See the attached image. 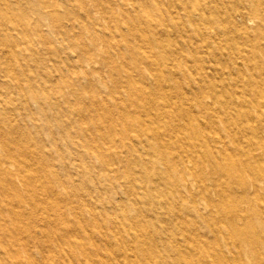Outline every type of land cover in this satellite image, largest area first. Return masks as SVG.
<instances>
[{"label":"bare ground","instance_id":"1","mask_svg":"<svg viewBox=\"0 0 264 264\" xmlns=\"http://www.w3.org/2000/svg\"><path fill=\"white\" fill-rule=\"evenodd\" d=\"M105 1L108 0H82V7L86 12L92 8L117 10L118 15L132 21L134 29L141 28L145 32L141 39L149 45L150 51L143 55L144 59L140 58V62L147 63L152 80H145L143 88L139 89L146 101L140 116L154 137L163 135L161 131L155 132L156 124H153L162 115L155 112L157 104L171 103V93L175 90L200 96L197 101L201 108L212 110V103H219L225 108L220 116L229 126L228 138H223V134L217 132L210 137L211 141L201 132L194 137V140L205 137L206 153L201 160H195L189 153H180L181 156L175 159L164 140L161 141L160 150L157 145L148 142L143 155H131L133 160L145 164L141 174L152 179L159 178L164 187L171 190L173 199L178 196L184 201L173 202L178 208V216L174 219L170 217L171 223L172 220L176 221V225L180 223L182 208H192L195 212L199 210L196 195L191 193L188 197L182 193L185 174H193L186 163L190 161L194 165L212 164L217 173L237 176L248 207L240 208L234 216L225 214L229 215L231 222L247 217L253 222L263 221L264 229V191L261 192L264 189V0H127L128 6H124L123 0H112L107 4ZM41 2L47 9L49 6L54 8L53 12L46 10L45 15L54 13V21L58 20L57 1ZM28 12L21 6L18 10L13 8L9 0H0V264H152L150 261L151 256H156L155 249L142 236L143 220L135 208L118 214L110 211L104 220L100 219L95 208L99 204L116 207L120 197L110 194L107 201L104 196L96 197L90 185L84 184L88 171L82 164L77 163L80 165L79 172L84 175L83 180L72 177L70 172L61 176L55 171L50 156L45 153L41 155L39 150L31 148L35 139L28 130V123L39 121L32 101L41 104L46 121L50 123L53 118L59 120L64 112L63 103H68L69 109L70 96L63 89L49 92L45 86L35 89L31 84L27 90L20 80L18 72L22 70L29 78L27 69L31 66L30 62L23 61L19 56V51H24L22 45L29 44L30 26L25 19ZM103 18L107 21L105 15ZM38 23L40 21L33 29L40 32ZM121 51V48H115L109 53L110 64L114 63L113 54L118 52L122 56ZM82 54L84 59L91 57L90 49L85 45ZM11 86L16 88L20 102ZM209 94H214L212 101L205 99ZM247 94L250 97H246ZM101 103V100H93L90 106L98 108ZM71 106L77 107L75 104ZM49 110L52 112L49 113ZM176 113L199 120L190 108H179ZM219 113L217 109L208 111L209 116ZM78 119L69 116L59 121L58 133L68 140L67 144L75 146L84 155L95 153L104 157L106 154L100 147H87L84 152L79 149L88 144L89 139H94V134L78 128L80 138L77 139L73 127ZM111 119H114L113 116ZM209 125L217 129L214 118ZM113 131L116 134L127 133V129L121 131L111 124L110 132ZM57 135L56 130L52 129L49 136L51 140H57ZM25 137V145H17ZM136 140L143 142L139 138ZM136 140L131 139L129 144L134 151L140 152L134 147ZM213 140L215 143L211 144ZM157 151L160 159H168L162 168L157 167L158 162L150 156ZM105 161L103 172H98L99 177L115 171ZM184 168L187 171L182 170ZM128 173H132L130 169ZM49 175H54V178L50 179ZM199 177L203 185L204 177L202 174ZM114 184L112 181L111 189L120 192ZM104 187L105 184L94 185L97 190ZM214 187L223 195L216 202L219 208L226 203L228 193L218 180ZM125 193L139 195L134 187L123 191ZM80 198L82 200L78 202ZM27 204L31 207H27ZM25 214L37 222L25 221L22 218ZM209 215L212 216V212ZM118 229L128 234L123 233L124 237L115 242L111 235ZM39 231L43 237H36L33 233ZM244 234L249 244L240 240L234 248L246 256L249 252H255V264H264V255H261L264 242L252 229L244 231ZM25 238L35 243L37 248L48 251L42 254L41 262L34 260L30 247L32 243ZM128 239L133 241L129 248L124 244ZM108 246L114 248L102 254V248ZM155 246H159L157 241ZM166 246L174 253L158 255L163 257L160 260L163 264L213 263L204 262L192 250L183 251V244L170 242ZM237 252L233 253L234 262L244 264L246 261L243 262Z\"/></svg>","mask_w":264,"mask_h":264},{"label":"rangeland","instance_id":"2","mask_svg":"<svg viewBox=\"0 0 264 264\" xmlns=\"http://www.w3.org/2000/svg\"><path fill=\"white\" fill-rule=\"evenodd\" d=\"M41 1L9 0L13 8L18 10L21 6L29 10L25 17L30 26V34L27 38L29 44H23L24 51H19L20 58L31 64L27 69L29 78H26L22 70L18 72V75L20 80L25 83L27 90L30 84L35 89L45 86L49 92L52 89H63L70 96V104L68 109V103H63L64 112L62 113L64 115L61 116V113L59 120L53 118L50 123H47L45 113L41 110V104L32 101L33 110L39 117V121H37L38 124L32 121L28 123V130L33 136V140L35 139L31 148L39 150L41 155L45 153L50 156L55 164V171L61 176H66L70 172L72 177L79 181L83 180L84 175L81 171L79 172L80 165L77 163L82 164L88 171L84 184L90 185L96 197L104 196L106 201L110 194L116 198L120 197L116 202V207L99 204L95 208V213L100 219L104 220L110 211L118 214L123 211L130 212L135 208L136 212L142 216V236L149 242L148 245L155 249L154 255L156 256H151L152 264H163L160 261L163 259L161 256L174 253L166 246L170 242L183 244L185 246L183 251L192 250L204 262L212 261V264H236L233 253L237 252V248H234V245L240 240L249 244L247 236L243 235L244 231L252 229L258 239L264 242L263 221L253 222L247 217L237 218L231 222L229 215H226L232 216L240 208L248 207L244 201L243 190L239 187L237 176L227 174L225 176L217 173L212 164L194 165L193 162L187 161V167L193 170V174H185V187L182 193L188 197L194 193L199 210L195 212L192 208H182V219L176 225V221L172 220L171 223L170 220V217L174 219L178 216L176 214L178 208L173 202L182 203L184 201L178 196L173 199L171 190L164 187L159 178L152 179L141 174L140 171L145 168V164L138 160L135 161L131 157V155L135 157L137 154L143 155L142 151L150 142L157 145L160 150L161 141L164 140L163 142L169 144V153L175 159L181 156L180 153H189L195 160H201L206 153L205 137L194 140L197 132L209 137V141H211L210 137L215 136V132L223 134V138L229 137V126L220 116L225 111L224 106L212 103V110L201 108L197 101L200 96L190 92L182 94L175 90L171 93V103L157 104L156 108L158 109H155V112L162 115L156 118L153 124H156L155 132L161 131L163 135L159 136L162 138L154 137L153 133L146 129L140 116L146 101L139 89L143 88L145 80H152L147 63L142 60L140 62V58L150 51L149 45L141 39L145 33L144 30L134 29L131 25L132 21L124 15H118L117 10L102 11L100 8H92L86 12L82 7V0H56L58 20L54 21V13L45 15L46 10L52 11L54 8L43 7ZM108 1L112 2V0ZM108 1L105 3L107 4ZM113 1L115 2V0ZM122 2L124 6H128L127 0ZM104 15L107 17V21L104 20ZM38 21H40L38 23V28H41L40 32L33 29ZM129 43H133V45ZM84 45L90 49L91 57L88 58L90 63L87 62L88 59L83 58ZM115 48L122 49V56L118 52L114 53V63L110 64L108 56ZM10 89L14 90L15 96L20 102L16 88L11 86ZM213 97L214 94H209V97L205 99L212 101ZM246 97H250V95L247 94ZM241 99L238 98V100ZM93 100H101L100 107H91ZM72 104L77 107L73 108ZM179 108H190L199 120L179 116L176 113ZM216 109L220 111L219 115H208V111L214 112ZM51 112L52 110L49 113ZM79 113L82 115L79 116ZM69 116L79 118L73 127V131H75L73 134L77 139L80 138L77 132L78 128H83L85 132L94 134V139H89L88 144H83L84 146H80L79 149L84 152L87 147H100L106 154L104 157L101 158L95 153L91 156L84 155L75 146L67 144L68 140L61 137L58 133L59 124H61L59 121H63ZM111 116L114 119H111ZM212 118L215 119L217 129H213L209 125ZM127 123L128 126H126ZM111 124L116 125L121 131L127 129V133L124 135L123 132L122 134H116L115 131L110 132ZM52 129L56 130L58 134L57 140L50 139L49 135ZM138 138L143 142H137ZM131 139L136 140L134 147L138 148L140 152L133 150V146L129 144ZM26 141V137L22 138L17 142V145H25ZM214 143L213 140L211 144ZM158 152H153L150 156L151 159L158 162L157 167L162 168L168 159H160ZM144 155L146 154L144 153ZM105 159L106 165L113 167L115 171H111V175L103 174L102 177H99L98 172L100 170L103 172ZM129 169L132 173H128ZM182 170L187 171L186 168ZM200 174L204 177L203 185L200 184ZM48 177L51 179L54 178V175ZM216 180L223 185V189L228 193L226 203L219 208L216 202L221 200L223 195L219 189L214 187ZM112 181L115 182L116 190H120V192L111 189ZM99 184H105V187L101 190L95 189L94 185L98 186ZM133 187L137 189L139 195L123 194V191ZM263 191L264 189H261L262 193ZM81 200V198L78 199V202ZM26 206L31 207L28 204ZM21 208L26 207L22 206ZM210 212H212V216L209 215ZM71 217H73L72 214ZM22 218L28 222H37L28 214L23 215ZM33 233L36 237H43L40 231ZM123 233L128 234L127 231L123 232L118 229L115 234L111 235L112 240L115 242L120 240L124 237ZM154 237L159 243L158 247L155 246ZM100 238L102 237L100 236ZM25 239L32 243L30 239ZM130 240L124 241L128 248L133 242ZM30 247L34 254V260L37 262H41L42 254L48 252L43 248H37L35 243H32ZM112 248L114 247H103L101 253L107 254L112 251ZM261 252V255H264V249L261 248ZM236 254L242 258L243 262L255 264V252H249L247 256L241 252Z\"/></svg>","mask_w":264,"mask_h":264}]
</instances>
